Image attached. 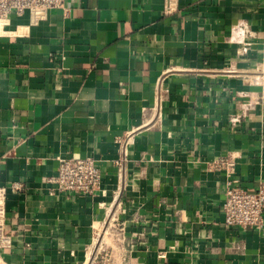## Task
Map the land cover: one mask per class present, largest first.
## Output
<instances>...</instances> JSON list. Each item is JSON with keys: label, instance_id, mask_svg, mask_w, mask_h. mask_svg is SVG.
Instances as JSON below:
<instances>
[{"label": "crops", "instance_id": "1", "mask_svg": "<svg viewBox=\"0 0 264 264\" xmlns=\"http://www.w3.org/2000/svg\"><path fill=\"white\" fill-rule=\"evenodd\" d=\"M6 25L8 264H97L99 245L113 264H264V223H224L228 182L264 183V0H64ZM86 157L100 191L52 196L58 162Z\"/></svg>", "mask_w": 264, "mask_h": 264}, {"label": "built area", "instance_id": "2", "mask_svg": "<svg viewBox=\"0 0 264 264\" xmlns=\"http://www.w3.org/2000/svg\"><path fill=\"white\" fill-rule=\"evenodd\" d=\"M63 6L64 0H0V37L4 34L6 24L14 13L23 16L29 12L33 18L43 20L50 10L63 8ZM158 100L160 105L162 98L159 97ZM233 167L232 161L221 160L215 162L211 169L230 170ZM1 182L0 164V264H8L2 255V251L8 248L10 243L6 236L8 193L6 188L1 186ZM49 182L54 186L50 192L52 196L94 195L101 189L102 174L96 161L91 157L61 159L56 167L55 175L49 179ZM224 218L225 225L230 228H260L264 223V183L256 191L250 192L238 187L237 181L230 180L226 188ZM106 257V255L101 256L103 260Z\"/></svg>", "mask_w": 264, "mask_h": 264}, {"label": "rangeland", "instance_id": "3", "mask_svg": "<svg viewBox=\"0 0 264 264\" xmlns=\"http://www.w3.org/2000/svg\"><path fill=\"white\" fill-rule=\"evenodd\" d=\"M99 248H101V250L99 251V252H101V253H100V255H98V257H97V259H96V263H97V264H113V263H112V256H111L110 253H108L107 250H105V247L99 245ZM107 248H108V247H107ZM102 255H104V256L106 255V256H107L105 260H103V259L101 258Z\"/></svg>", "mask_w": 264, "mask_h": 264}]
</instances>
